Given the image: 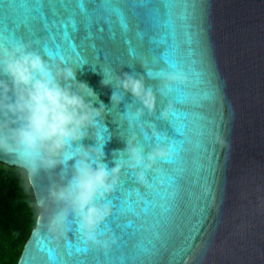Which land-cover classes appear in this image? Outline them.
Listing matches in <instances>:
<instances>
[{"label":"water","instance_id":"obj_1","mask_svg":"<svg viewBox=\"0 0 264 264\" xmlns=\"http://www.w3.org/2000/svg\"><path fill=\"white\" fill-rule=\"evenodd\" d=\"M4 7L6 19L23 18V8ZM74 7H54L53 13L68 27L73 48L86 50L92 59L86 64L71 54L49 59L77 65V79L98 96L94 106L106 107L101 118L106 130L100 128L105 139L111 137L104 145L105 162L115 167L114 153L127 147V137L138 140L129 127L133 110L142 105L128 92L113 106L116 89L103 84V69L143 75L160 99L152 116L145 110L149 121L138 125L153 137L152 142L138 140L145 155L157 141L153 128L173 137L178 152L159 161V171H148L147 184L128 168L121 172L117 188L123 183L126 188L124 211L114 224L131 221L133 226L105 231V238L114 236L116 243L107 250L95 246L89 259L97 264H264V0H112L122 17L111 7L89 3L87 17ZM147 69L161 74L150 78ZM168 73L179 79L166 82ZM178 95L183 103H177ZM134 101L135 107H128ZM177 108L185 115L175 120L171 112ZM169 122L183 125L184 135ZM82 143L97 141L89 136ZM0 161L20 167L3 152ZM32 189L37 200L39 181ZM48 216L39 208L18 264H43L38 242L60 250L69 237L72 227L56 236Z\"/></svg>","mask_w":264,"mask_h":264},{"label":"clouds","instance_id":"obj_2","mask_svg":"<svg viewBox=\"0 0 264 264\" xmlns=\"http://www.w3.org/2000/svg\"><path fill=\"white\" fill-rule=\"evenodd\" d=\"M76 69L71 63L46 60L26 42H0V152L18 162L32 186L39 181L42 194L36 206L49 211L47 226L54 235H64L75 221L87 242L107 250L116 238H105L101 226L112 214L108 196L120 183L121 172L128 168L138 182L147 184L148 171H159L158 162L171 160L176 152L153 128L158 139L147 155L135 135L127 137V147L114 153L115 167L110 168L104 145L111 137L105 139L100 132L107 109L102 102L94 106L98 96L77 79ZM103 73V84L116 89L113 106L130 92L142 105L135 108L140 116L145 110L156 112L157 93L143 75H119L114 69ZM164 79L171 82L179 76L168 73ZM135 101L128 107H135ZM171 108L169 103L161 116L166 118ZM89 136L95 137V146L82 143Z\"/></svg>","mask_w":264,"mask_h":264},{"label":"snow or ice","instance_id":"obj_3","mask_svg":"<svg viewBox=\"0 0 264 264\" xmlns=\"http://www.w3.org/2000/svg\"><path fill=\"white\" fill-rule=\"evenodd\" d=\"M111 2L112 0H3V3L0 4V42H11L17 40L27 42L33 48L39 49V51L45 54L48 59L50 57L67 59L68 55L71 54L76 57L78 64H86L87 61L92 59V57L87 55L86 50L73 48L71 37L68 34L69 29L66 25L61 24V22L57 19L58 12L54 14L53 8L63 7L67 9L71 5H75L72 9L73 12L78 10L81 14L87 17V5L89 3L93 5L111 7ZM6 4L9 6V10L16 6L23 8V18L19 19L15 16H10L6 19L4 7ZM31 4H35V7H30L29 5ZM111 11L116 16L122 17L118 8L111 7ZM121 27L124 29L128 27L126 20L123 18H121ZM75 28L76 25H73V29ZM97 28L99 30L100 26L97 25ZM40 33H44V35L41 36L39 35ZM61 54L64 55L61 56ZM100 59L103 60L104 58L100 57ZM172 66L174 67L175 65L173 64ZM160 74L161 73L153 72L147 69V76L150 78ZM158 94L160 96L159 90ZM184 99L185 98L182 95H178L176 97L178 104L183 103ZM159 103L160 99L157 96V105ZM147 114L152 116V114H149L148 112ZM171 115L176 120L178 116L185 114L181 113L177 108L172 110ZM144 116L145 114L140 116L134 109V120L131 122L129 130H131V132L136 131L138 133L139 141L142 138L144 141L152 142L153 137L148 136L143 127H138L139 124L149 121L144 119ZM125 122L127 126H129V121ZM169 123H171L176 133L178 132L184 135L183 125H177L172 122ZM154 139L156 141L158 138L154 136ZM163 139L171 142L175 147L173 137L167 135L164 136ZM177 154L178 152L176 155ZM168 177L173 179L171 175ZM125 190L126 188H124L123 183L117 188V191L114 194L108 196V201L111 202V205L115 210L105 221L103 227L105 231L113 230L114 228L116 232H120L133 226L131 221L122 224H114L124 211L122 200L123 196L126 194ZM71 227L72 230L70 233H72V235L69 233V237L61 243L60 250L49 247L47 243L38 242V250L44 253L43 264H97L94 259H89L96 245H90L89 242L85 240L75 221L72 222ZM73 241H75V243Z\"/></svg>","mask_w":264,"mask_h":264},{"label":"trees","instance_id":"obj_4","mask_svg":"<svg viewBox=\"0 0 264 264\" xmlns=\"http://www.w3.org/2000/svg\"><path fill=\"white\" fill-rule=\"evenodd\" d=\"M36 201L24 170L0 161V264H18L38 217Z\"/></svg>","mask_w":264,"mask_h":264}]
</instances>
